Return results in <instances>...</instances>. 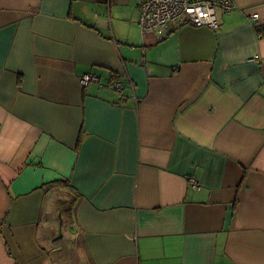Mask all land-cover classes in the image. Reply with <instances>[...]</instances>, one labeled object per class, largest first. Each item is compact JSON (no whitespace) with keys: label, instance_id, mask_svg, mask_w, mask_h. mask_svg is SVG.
I'll list each match as a JSON object with an SVG mask.
<instances>
[{"label":"crops","instance_id":"obj_1","mask_svg":"<svg viewBox=\"0 0 264 264\" xmlns=\"http://www.w3.org/2000/svg\"><path fill=\"white\" fill-rule=\"evenodd\" d=\"M233 2L160 39L0 0V264H264V0Z\"/></svg>","mask_w":264,"mask_h":264},{"label":"built area","instance_id":"obj_2","mask_svg":"<svg viewBox=\"0 0 264 264\" xmlns=\"http://www.w3.org/2000/svg\"><path fill=\"white\" fill-rule=\"evenodd\" d=\"M137 9V23L141 33L155 31L158 38H164L169 31L182 24H192L215 29L219 25V15L236 8L233 0H130ZM257 19L258 14L252 13ZM94 73H85L80 77L82 85L98 80ZM121 89L120 82L112 86ZM193 186H198L194 178H190Z\"/></svg>","mask_w":264,"mask_h":264}]
</instances>
